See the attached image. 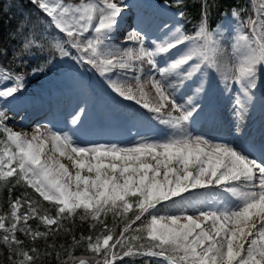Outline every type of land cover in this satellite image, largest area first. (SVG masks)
Masks as SVG:
<instances>
[{
    "label": "snow or ice",
    "instance_id": "6c2138e0",
    "mask_svg": "<svg viewBox=\"0 0 264 264\" xmlns=\"http://www.w3.org/2000/svg\"><path fill=\"white\" fill-rule=\"evenodd\" d=\"M30 2L48 18V28L60 34L54 47L63 57L95 70L114 93L140 104L170 131L161 139L142 137L133 146H74L72 137L47 128H36L30 137L14 131L6 126L5 112L0 111V135L4 137L0 139V181L15 177L17 183L23 182L52 205V209L46 208L25 193V211H19L21 198L17 197L10 200V212L0 214V243L20 257L13 264L35 262V256L23 249L17 232L33 240L52 234L33 230L30 219L51 229L62 219L77 215L78 210L82 220L96 221L108 213L125 220L119 238H114L107 225L102 240L101 236L95 242L91 236L87 238L88 250L103 255L95 264H116L117 257L156 258L163 264H264V146L258 160L251 155L252 146L237 148L213 142L194 135L187 127L201 110L199 98L207 91L206 82L196 77L203 71L202 64L215 66L221 45L219 34L207 23V7L202 5L194 35L185 33L182 25H166L149 48L141 30L125 36L123 45L113 43L123 12L122 0ZM232 15L238 18L239 11ZM239 23L243 27L231 47L237 57L234 83L239 85L240 96L233 103L235 115L243 122L258 79L264 82V9ZM69 49L75 50V55ZM145 63L148 78L141 83ZM129 71L134 73L135 90ZM0 81L4 82L0 84V102L14 98L25 86L24 76L11 72H0ZM147 84L155 93L151 102L144 90ZM188 87L190 94L183 93ZM185 95L184 102H178L177 97ZM79 121L80 115H74L71 123ZM198 189H218L224 205L229 200L233 203L187 214L184 205L192 201L186 200L185 194ZM177 198L179 207H164L165 202L176 206ZM134 208V218L128 217ZM137 221L141 224L134 231L139 234L125 238ZM117 246L120 252L115 251ZM67 257L63 264H91L72 251Z\"/></svg>",
    "mask_w": 264,
    "mask_h": 264
},
{
    "label": "rangeland",
    "instance_id": "374dc122",
    "mask_svg": "<svg viewBox=\"0 0 264 264\" xmlns=\"http://www.w3.org/2000/svg\"><path fill=\"white\" fill-rule=\"evenodd\" d=\"M122 7L123 12L119 18L118 28L112 37L113 43L117 45H123L125 36L133 30H141L142 33H146L145 46L151 48L152 41L161 35L164 26L182 25L176 11L164 2H157L156 0H122ZM241 28L235 20L232 25L217 32L221 45L215 57V66L208 67L202 64L203 71L196 77L197 80L203 79L206 82V94L199 98L201 110L187 124L189 131L194 135H201L213 142L229 143L237 148L244 146L245 139L251 138V135L242 131L245 126L235 115V105L233 103L234 98L240 96V92L239 85L234 83L237 57L231 46L235 43V38L241 32ZM127 46L135 47L136 45L129 44ZM79 67V69L72 67L67 71L63 70L55 75L43 77L42 88L38 91H32L24 79V88L14 98H8L6 102H0V111L5 112L6 116L4 121L6 126L14 131L26 133L29 137L36 128L42 130L47 128L61 135L67 134L72 137L74 146H93L97 144L133 146L142 137L161 139L169 133L170 130L154 119L153 114L140 104L133 100L123 99L114 93L108 87L106 79L97 72H92V68ZM144 69L145 74L141 83H144L148 78L149 67L146 63ZM117 71L120 72V70ZM133 75L134 73L131 71L127 73L129 82L135 90V81L131 79ZM112 78L116 79V75H112ZM3 83V81H0V84ZM144 90L148 93V99L151 102L155 95L154 89L151 88L150 84H147ZM185 90L183 89V93L189 94ZM254 91V100L249 107V113L244 119V124L247 118L251 117L255 125L264 126V82L258 79V87ZM56 94L63 95L65 104L68 101L67 98L73 95L76 98L79 97L76 106L74 105L61 118L44 120L43 115L37 111L29 112L26 109H19L17 113L12 111L14 108H23L36 98L40 100L42 106H46L45 100L51 99ZM226 94L229 97H226ZM137 96H139V93H137ZM186 98V95L183 98L177 97L180 103H183ZM222 101L224 103L221 106ZM174 114L178 115L179 113ZM74 115H80L78 124L71 123ZM52 121H59L63 125L60 126V124L58 125ZM231 122H235L234 125L238 128H234L228 135L225 134L226 131H221L222 133L214 131L217 132V136H214L210 132V130H213L206 127L212 124L213 127H218L219 130V126L223 127ZM68 126H81L80 131L83 135L72 133L67 129ZM79 136H83L85 139H77L80 138ZM257 146H259L256 148L257 154L253 152L251 155L259 160L262 146L260 144ZM63 162L70 165L67 160H63ZM185 199L192 201L191 204L184 205L187 214L216 210L224 206H230L233 203L232 200H229L228 205H224V197L218 189L194 190L191 193H186ZM179 206L180 201L178 198L176 206H173L170 202L164 204L165 208L174 209Z\"/></svg>",
    "mask_w": 264,
    "mask_h": 264
},
{
    "label": "trees",
    "instance_id": "16d2710c",
    "mask_svg": "<svg viewBox=\"0 0 264 264\" xmlns=\"http://www.w3.org/2000/svg\"><path fill=\"white\" fill-rule=\"evenodd\" d=\"M156 1L164 2L176 11L183 30L187 34L195 33L198 22L201 21L202 5L208 9L207 23L210 30L216 33L232 25L235 20L243 27L239 23L240 19L247 20L249 16L254 15L255 11L264 9V0H254V3L252 0H181L179 4L177 0ZM72 2L76 3L78 0H72ZM234 10L239 11L238 18L233 17ZM181 12L184 13L183 16L180 15ZM59 39L60 34L54 29L48 28V18L30 0H0V72H11L13 76L20 74L24 76L32 91H38L42 88V79L45 76L55 75L57 72L67 71L72 67H77V69L80 68L79 66L89 67L83 64L79 65L71 58L63 57L54 47ZM29 41H31L29 47L25 48L24 44ZM69 51L75 55V50L69 49ZM33 69H38V71L33 72ZM91 71L96 72L93 69ZM3 138L0 135V139ZM25 193L31 199H39L44 207L52 209L49 202L42 201V198H39L34 190L23 182L17 183L16 178L12 177L0 181V214H8L10 200H15L17 197L21 198L19 211H25L27 208V204L23 201ZM134 211L135 208L127 216L134 218ZM50 214L54 216V210ZM146 218L150 219V217ZM101 220L103 224L100 223ZM5 223L7 225V220ZM28 224L33 230L52 232L46 239L41 237L36 240L24 233L17 232V238L23 241V249L30 251V254L35 256L34 264H63V261L68 258L69 251H72L75 257H83L91 264H95L96 260L103 259V255L88 250L87 238L91 236L93 242L97 236H101L102 239L106 232L105 225H107V230H112L114 238H119L125 227V220L121 217H114L111 213L102 215L96 221L91 218L82 220L78 210L77 215L62 219L59 226L53 225L51 229L35 218L30 219ZM140 224V221L133 224L129 232L124 234L125 238L138 235L139 233L134 230ZM2 235V230H0V236ZM76 241H79V244H76ZM109 243L111 244L113 241ZM32 249L36 250L35 253H31ZM115 251H121L119 246ZM18 259L20 257L13 256L8 247L0 243V264H13V261ZM116 264H163V262L148 257L135 260L130 258L121 260L120 257H117Z\"/></svg>",
    "mask_w": 264,
    "mask_h": 264
},
{
    "label": "bare ground",
    "instance_id": "6f19581e",
    "mask_svg": "<svg viewBox=\"0 0 264 264\" xmlns=\"http://www.w3.org/2000/svg\"><path fill=\"white\" fill-rule=\"evenodd\" d=\"M185 90V89H184ZM190 88H187V90H185L186 93H189L190 94ZM75 95H73L72 97H69L67 98L68 101L67 103L65 104L63 102V95L62 94H56L54 95L51 99H47L45 100L46 101V106H42L40 104V100L39 99H35L34 101L28 103L27 105H25L23 108H14L12 111L14 113H17L19 111V109H26L28 110L29 112L30 111H37L39 114L43 115L42 117H44L45 119L44 120H47L49 118H52V119H57L58 117L61 118V116L67 114L72 108L73 106L78 103L79 101V97L76 98L74 97ZM226 97H229L228 94L225 95ZM216 100V98H215ZM184 102V101H183ZM223 101L220 103V105L222 106L223 105ZM16 106V104H15ZM49 107V108H47ZM31 109V110H29ZM219 109V108H218ZM222 109V107H221ZM220 110V109H219ZM40 111V112H39ZM53 123H57L58 125L60 124V126L63 125V123L59 122V121H52ZM233 123V125H232ZM23 124V123H22ZM235 122H231L229 123L228 125L226 126H219V130H218V127H213V125H209V126H206V127H210L213 131H211L209 128L208 130H210V132H212L214 134V136H217V132L215 133L214 131H218L220 133H222L221 131H226L225 134H229L230 132L233 131L234 128H238V126H235L234 125ZM243 126H245L242 131L243 132H246L247 134L251 135V138L250 139H245L244 143V147H248V146H252L251 148V153H255L257 150L256 148H258L259 146H257L258 144H260V146H264V126L262 125H255L253 122H252V118L251 117H248L247 118V121L246 123L244 124V121H243ZM56 125V124H54ZM81 126H68L67 129H69L72 133H79L81 134ZM227 129H226V128ZM198 128V127H197ZM111 131V130H110ZM123 131V130H122ZM93 134V133H92ZM113 134V133H112ZM232 134V133H231ZM239 134V133H238ZM72 135V134H71ZM83 135V134H81ZM98 136V135H97ZM113 136V135H112ZM127 136V135H126ZM80 138H77L79 140H84L85 137L83 136H79ZM90 137V136H89ZM119 137V136H118ZM82 138V139H81ZM89 139V138H87ZM95 139V138H94ZM125 139V138H124ZM257 154V152H256ZM261 155V154H260Z\"/></svg>",
    "mask_w": 264,
    "mask_h": 264
}]
</instances>
